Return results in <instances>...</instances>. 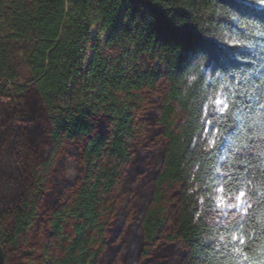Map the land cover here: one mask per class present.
<instances>
[{
    "label": "trees",
    "instance_id": "1",
    "mask_svg": "<svg viewBox=\"0 0 264 264\" xmlns=\"http://www.w3.org/2000/svg\"><path fill=\"white\" fill-rule=\"evenodd\" d=\"M262 105L261 0H0L5 264H235L241 234L258 262L264 146L232 141Z\"/></svg>",
    "mask_w": 264,
    "mask_h": 264
},
{
    "label": "snow or ice",
    "instance_id": "2",
    "mask_svg": "<svg viewBox=\"0 0 264 264\" xmlns=\"http://www.w3.org/2000/svg\"><path fill=\"white\" fill-rule=\"evenodd\" d=\"M261 3H264V0H261ZM231 95H236L235 92L230 93ZM229 93L224 94V98H217L215 100L216 108L213 112L225 113L229 112V109L236 106V101H232L231 103L227 99ZM264 108V105H262ZM241 114L236 115L234 117L236 131L234 133L235 140L232 141V145L235 147L236 151H241L242 149L248 148H256L261 149L264 146V112L258 114V116L252 120L251 123L246 122L245 115L243 114V109L241 108ZM251 111V108H249ZM217 134H220L219 128L216 129ZM216 138L210 140L211 145H215L217 143ZM228 139V137H225ZM259 141V143H257ZM238 143L239 146H236ZM260 155L264 156V150L260 151ZM264 174V173H262ZM222 194L219 200L217 207L223 209H233L235 208L238 211H243L247 213V209L251 207L249 200L251 199V189L243 190L239 189L233 192L231 188H228L229 192H233L231 197L227 196L225 187H221L219 190ZM234 201V202H230ZM258 238V237H257ZM221 240L224 237L220 238ZM232 241H238V244H233L231 247V251L237 254L238 259L235 260V264H264V248L260 251L262 253L261 259L258 262H254L251 255H249V250L245 247H241L242 245H248L251 241H253L254 236L249 234L247 238L243 234L241 235H233L231 237Z\"/></svg>",
    "mask_w": 264,
    "mask_h": 264
},
{
    "label": "rangeland",
    "instance_id": "3",
    "mask_svg": "<svg viewBox=\"0 0 264 264\" xmlns=\"http://www.w3.org/2000/svg\"><path fill=\"white\" fill-rule=\"evenodd\" d=\"M249 1V0H247ZM18 51V47L15 48ZM3 138V135L0 131V139ZM1 151V150H0ZM11 147H3L2 153H0V199L4 194L5 190L9 188V184L15 178L18 168L13 162L12 157L10 156Z\"/></svg>",
    "mask_w": 264,
    "mask_h": 264
},
{
    "label": "water",
    "instance_id": "4",
    "mask_svg": "<svg viewBox=\"0 0 264 264\" xmlns=\"http://www.w3.org/2000/svg\"><path fill=\"white\" fill-rule=\"evenodd\" d=\"M0 264H5V255L1 244H0Z\"/></svg>",
    "mask_w": 264,
    "mask_h": 264
}]
</instances>
